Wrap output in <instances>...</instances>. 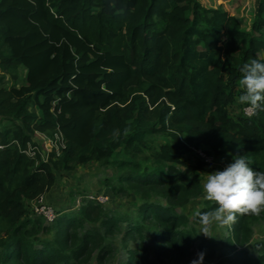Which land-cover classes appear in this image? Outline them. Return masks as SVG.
Listing matches in <instances>:
<instances>
[{
    "label": "trees",
    "instance_id": "1",
    "mask_svg": "<svg viewBox=\"0 0 264 264\" xmlns=\"http://www.w3.org/2000/svg\"><path fill=\"white\" fill-rule=\"evenodd\" d=\"M261 58L264 0L250 31L198 0H0V68L15 83L19 67L26 69L25 84L0 87V111L20 121L0 129V264H89L95 252L104 264L115 252L105 236L121 232V220L129 222L125 245L138 240V255L130 250L125 264H153L144 244L148 222L177 262L195 247L207 264H264V243H254V256L243 247L251 234L246 215L218 241L198 235L179 211L202 192L179 167L193 148L219 156L232 147L262 171L264 111H230L244 92L242 66ZM31 102L41 115L28 110ZM32 127L47 133L50 151L34 141ZM156 134L169 140L155 147ZM117 149L129 159L113 160ZM90 161L121 168L119 181L141 199L135 220L86 199L74 214L59 206L54 236H39L25 201L48 192L57 173ZM205 202L199 211L217 207Z\"/></svg>",
    "mask_w": 264,
    "mask_h": 264
},
{
    "label": "rangeland",
    "instance_id": "2",
    "mask_svg": "<svg viewBox=\"0 0 264 264\" xmlns=\"http://www.w3.org/2000/svg\"><path fill=\"white\" fill-rule=\"evenodd\" d=\"M203 6L207 8H222L228 14L236 17L240 22V27L245 31H250L251 24L253 21V16L256 9L257 0H198ZM26 69L23 66H20L18 69V79L16 83L13 82L9 73L0 68V87L9 88L13 85L19 87L26 83L25 79ZM239 96L236 98L235 104L230 107V111L234 117H237L234 113H240V108L242 104L239 103ZM29 111L36 112L41 115V111L38 109V106L31 102L27 106ZM11 121H17L13 113L9 111L2 112L0 111V129L6 127ZM31 129V128H30ZM30 131L34 141L42 147L44 152L50 151L52 149V141L48 137L47 133L44 130L32 127ZM27 131V130H26ZM169 140L167 134H156L150 138V142L153 146L158 147L165 141ZM203 150H206L208 147L201 146L199 147ZM208 153V152H207ZM237 155L234 153L232 147H228L225 154L215 156V165L203 164L201 168H194L198 166V155L192 152L185 153L183 155L184 165H179V167L192 178L197 179L202 185V192L199 196L193 198L187 205L179 207V211L185 214L188 218V227H193L196 233L199 234L200 225L195 221L194 215L196 211H199L202 208L207 207L204 199L203 184L207 179V175L213 171H216L218 164L227 165L233 162V157ZM241 155V154H240ZM250 163V167H253V159L250 156H247ZM113 160H122L129 159V156L122 150L117 149L112 157ZM217 164V165H216ZM144 166H150L149 162L143 163ZM121 168L117 164L112 163H101L96 161H90L86 164H80L75 167L73 171L70 172H59L57 173V180L55 184L57 185V191H59L58 202L62 205L61 209L63 211L74 214L76 211H79L83 201L89 199L88 195H92L95 199L96 197H103V202L98 201L97 199H92L100 203L104 208L111 209L117 213V215H125L128 218H131L130 221L135 220L134 216L136 215L137 205L141 202L140 196L135 194L131 188H129L127 183H122L118 179V175L121 172ZM264 171V164L263 169ZM116 191H113L111 186L118 187ZM48 197L55 195V190H49ZM49 197V198H50ZM78 199L80 202L77 204ZM151 200L154 201H164L160 196H153ZM82 201V202H81ZM54 205V204H53ZM29 208V207H28ZM59 209V210H61ZM58 210V212H59ZM30 214V213H29ZM251 214L246 215L247 223L251 227L250 239L247 241L243 247L247 250H250V256H253L254 243H264V216H260L258 219L251 220ZM30 217L33 219H38L39 236L51 239L56 231L55 221L52 223H47L42 217L33 216L30 214ZM127 220H121L119 222L120 231L113 232L111 235L105 236V242L114 246L115 252L112 258H108L104 261V264H125L128 261L130 250L137 251L138 240L129 238L127 244L123 241L124 231L128 229ZM87 225L98 226L99 222L87 220ZM154 226L148 222L143 229V234L145 235L144 244L148 248L149 260L153 264H192L193 260H198L200 253L195 247H192V255L188 261L177 262L173 258V254L170 251H163L160 249L159 244L156 243L153 239ZM230 226H223L220 224H215L211 228V235L218 241H224L230 235ZM253 251V252H252ZM96 253V252H95ZM93 254L90 259L89 264H99L96 260V254ZM138 255V251H137ZM130 264H138L136 261L131 262ZM200 264H206L204 260Z\"/></svg>",
    "mask_w": 264,
    "mask_h": 264
},
{
    "label": "clouds",
    "instance_id": "3",
    "mask_svg": "<svg viewBox=\"0 0 264 264\" xmlns=\"http://www.w3.org/2000/svg\"><path fill=\"white\" fill-rule=\"evenodd\" d=\"M240 86L244 89L239 103L248 106L255 114L264 111V58L253 59L241 68ZM115 134V133H114ZM247 155H235L233 162L223 170L207 175L203 184L204 199L217 205L210 211H196L195 221L200 225L199 234L213 237L211 228L215 224L230 226L240 215H260L264 212V171L250 167ZM192 264H200L204 253Z\"/></svg>",
    "mask_w": 264,
    "mask_h": 264
},
{
    "label": "built area",
    "instance_id": "4",
    "mask_svg": "<svg viewBox=\"0 0 264 264\" xmlns=\"http://www.w3.org/2000/svg\"><path fill=\"white\" fill-rule=\"evenodd\" d=\"M240 112L242 115L248 116V117H250L253 114V113L248 111V106L242 107ZM191 152L197 154L199 160L202 161L204 164L215 165V157H214L213 153L209 154L201 148H193V150ZM225 166L226 165L218 164L217 170H223ZM87 198L95 199L92 195H88ZM96 199L100 202L104 201L103 197H96ZM79 202H80V199H78L77 204ZM28 209H29L31 215L42 217L47 223L54 222V220L57 216V211H56L55 205L51 204L47 200L45 193L41 194L38 197H36L35 199H33L32 205Z\"/></svg>",
    "mask_w": 264,
    "mask_h": 264
},
{
    "label": "crops",
    "instance_id": "5",
    "mask_svg": "<svg viewBox=\"0 0 264 264\" xmlns=\"http://www.w3.org/2000/svg\"><path fill=\"white\" fill-rule=\"evenodd\" d=\"M52 189L55 190V195H53L52 197L49 196V197H50V198H49L48 195H47L48 192H49V191H48V192L45 193V196H46L47 200H48L51 204H54L55 207H56V209H57L59 206H62V205H60L59 202H58V198H59V195H60V194H59V191H57V185H56V184L53 185V187L51 188V190H52ZM32 202H33V199H28V200H26V201H25V206L30 207V206L32 205ZM249 251H250V250H249ZM253 251H254V249H253ZM253 251H252V252H253ZM250 253H251V252H250ZM250 253H249V254H250ZM254 255H255V251L253 252V256H254Z\"/></svg>",
    "mask_w": 264,
    "mask_h": 264
}]
</instances>
